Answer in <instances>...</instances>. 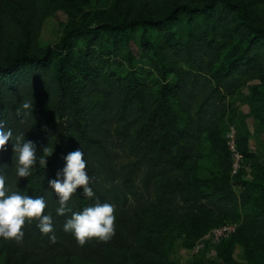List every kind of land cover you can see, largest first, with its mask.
I'll return each mask as SVG.
<instances>
[{"label":"trees","instance_id":"16d2710c","mask_svg":"<svg viewBox=\"0 0 264 264\" xmlns=\"http://www.w3.org/2000/svg\"><path fill=\"white\" fill-rule=\"evenodd\" d=\"M238 6L236 25L230 30L228 19ZM48 11L43 0H6L0 5V24L7 34L25 38L33 47ZM152 29L162 31L158 40L147 33ZM231 37L244 38L245 45L217 66ZM132 41L147 53L145 66L135 65ZM28 49L0 61V121L13 132L8 150L0 153V175L10 192L44 198V214L52 218L57 242L40 232L37 221L26 223L21 243L6 241L13 263L56 264L74 258L81 264H127L115 255L135 248L140 236L147 239V221L153 214L154 220L158 214L177 218L216 210L229 219L226 222L241 218L240 200L230 182L231 160L223 171L207 178L191 175L188 164L204 133L213 134L224 117L236 89L258 68L264 70V26L249 16L243 3L203 0L166 7L156 17L71 24L53 44ZM116 59L122 67L111 66ZM26 100L34 102L33 117L20 124L16 110ZM65 116L72 130L56 123ZM112 130L133 157L118 177L108 145ZM20 133L34 142L38 158L44 147L53 148L45 168L37 160L27 178L15 174L17 154L11 143ZM74 146L84 154L94 196L87 198L78 188L67 205L73 212L96 202L114 205L115 235L107 243L92 240L79 246L63 230L71 213H56L58 198L48 181L57 178ZM237 147L245 158V143L237 140ZM141 169L138 188L133 179ZM242 199L243 205L246 198ZM252 202L243 219L264 233V201ZM237 229L218 244L226 245ZM142 246L148 255L161 257L158 264H166L162 243L154 249ZM219 255L223 264L232 263L230 252Z\"/></svg>","mask_w":264,"mask_h":264},{"label":"rangeland","instance_id":"374dc122","mask_svg":"<svg viewBox=\"0 0 264 264\" xmlns=\"http://www.w3.org/2000/svg\"><path fill=\"white\" fill-rule=\"evenodd\" d=\"M49 9V14L42 20L35 46L30 47L25 38L7 34L0 24V61L28 50H39L58 41L69 25H95L101 21H118L123 17L134 18L140 16H159L166 7H173L179 3L196 4L203 0H43ZM243 3L249 16L258 24L264 26V0H233ZM6 0H0L4 5ZM240 7H236L228 19V28H235L236 17ZM147 33L153 40L162 36V31L149 30ZM245 45L244 38L231 37L218 55L217 66L224 64L233 54L240 51ZM135 55V65L145 66L147 53L142 52L137 41L131 42ZM115 61H110L112 67H122ZM108 62L106 65L110 66ZM110 66V67H111ZM229 108L224 117L219 120L213 134L205 132L203 139L197 146V153L192 162L188 164L191 175L201 178L212 177L224 170L225 163L231 160L227 148V133L233 127L236 141L246 145L245 158L240 178L231 177L233 191L240 200L241 218L232 222L237 223V232L229 239L226 245H204L202 249L194 250V245L203 233L212 226L229 220L216 210L203 215H185L177 218L165 217L160 214L148 218L149 233L147 239L138 238V244L131 250L115 255L127 264H158L161 257L146 253L143 244L149 249L162 243L167 251L166 264H223L220 252H230L231 264H264V233L253 230L243 219V211H250L254 206L252 199L260 198L264 201V70L257 69L252 79L239 86L232 97L228 99ZM56 118V117H55ZM56 121V120H55ZM56 123L63 130H72L70 118L63 117ZM240 139V140H239ZM109 148L113 156V166L116 176L126 169V164L133 161V157L118 139L113 130L109 140ZM77 150L74 146L72 151ZM243 154V153H242ZM231 169V166H230ZM142 169L134 177V185L141 188L139 181ZM247 181V182H244ZM253 185H257L251 188ZM242 196L246 198L243 203ZM259 200V199H257ZM131 201L128 197V202ZM157 219V220H156ZM231 221V220H230ZM11 246L0 238V264H21L12 262ZM163 260V258H162ZM25 264H31L27 262ZM56 264H81L74 258H62Z\"/></svg>","mask_w":264,"mask_h":264},{"label":"clouds","instance_id":"9594fccd","mask_svg":"<svg viewBox=\"0 0 264 264\" xmlns=\"http://www.w3.org/2000/svg\"><path fill=\"white\" fill-rule=\"evenodd\" d=\"M34 102L24 101L16 110L19 123L24 124L29 116L33 117ZM46 130V126H44ZM13 139L11 129L5 130L0 121V153L8 150V143ZM12 151L17 154L15 174L18 178H27L32 174L33 167L45 168L47 157L53 153V148L44 147L42 155L37 156L36 146L32 141H26L24 133L15 136ZM80 149L69 152L65 157V166L57 173V178L48 181L49 187L58 198L56 213L65 216L71 213L70 218L63 224V230L71 233L77 244L83 247L87 242L96 240L107 243L115 235V206L110 203L96 202L85 207L80 212H73L67 202L76 193L78 188L83 189L87 198L94 196L89 187L91 178L87 174V162ZM62 176V179L60 178ZM47 207L43 197L32 198L18 191H11L6 186V178L0 175V238L5 241L21 243L24 237L23 227L26 223L37 221V227L44 235L49 236L51 243L57 242V237L52 227V218L45 215Z\"/></svg>","mask_w":264,"mask_h":264},{"label":"built area","instance_id":"2783aa9c","mask_svg":"<svg viewBox=\"0 0 264 264\" xmlns=\"http://www.w3.org/2000/svg\"><path fill=\"white\" fill-rule=\"evenodd\" d=\"M226 144L231 155L230 176L236 177L243 167L242 163L244 158L242 152L237 147L235 130L233 127L227 133ZM236 227L237 223L232 221H227L220 225L213 226L196 242L194 250L197 251L202 249L206 244L209 246L218 244L222 239L227 238L234 233Z\"/></svg>","mask_w":264,"mask_h":264}]
</instances>
